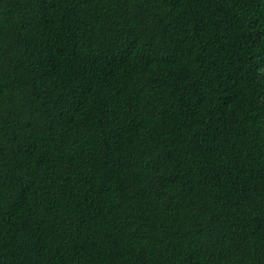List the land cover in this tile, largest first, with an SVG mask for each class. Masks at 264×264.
Here are the masks:
<instances>
[{
	"label": "trees",
	"instance_id": "1",
	"mask_svg": "<svg viewBox=\"0 0 264 264\" xmlns=\"http://www.w3.org/2000/svg\"><path fill=\"white\" fill-rule=\"evenodd\" d=\"M0 264H264V0H0Z\"/></svg>",
	"mask_w": 264,
	"mask_h": 264
}]
</instances>
